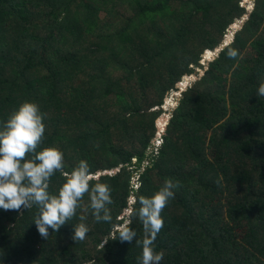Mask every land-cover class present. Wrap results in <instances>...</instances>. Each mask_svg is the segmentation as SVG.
Returning a JSON list of instances; mask_svg holds the SVG:
<instances>
[{
	"label": "trees",
	"instance_id": "16d2710c",
	"mask_svg": "<svg viewBox=\"0 0 264 264\" xmlns=\"http://www.w3.org/2000/svg\"><path fill=\"white\" fill-rule=\"evenodd\" d=\"M244 13L239 0H0V124L37 103V151L60 149L69 172L86 160L113 200L111 223L89 210L82 242L72 239L79 210L45 240L36 206L0 209V264H138L139 219L132 243L113 234L166 179L181 186L161 213L160 264H264V0L180 92L154 142L166 97ZM63 183L57 172L49 192Z\"/></svg>",
	"mask_w": 264,
	"mask_h": 264
},
{
	"label": "clouds",
	"instance_id": "9594fccd",
	"mask_svg": "<svg viewBox=\"0 0 264 264\" xmlns=\"http://www.w3.org/2000/svg\"><path fill=\"white\" fill-rule=\"evenodd\" d=\"M222 45L223 41L220 47ZM227 56L236 59L239 52L228 47ZM256 95L264 97V82L259 84ZM45 119L46 113L37 103L25 101L0 124V209L19 211L36 206L38 211L33 222L45 240L49 229L57 232L79 210L82 213L79 215L81 223L73 227L72 239L82 242L89 232L88 226L83 223L89 210L95 221L111 223L108 206L113 203L112 189L90 170L86 160H80L69 172L65 171L64 154L60 149L44 147L37 151L44 140ZM57 172L64 177V183L56 194H51L50 180ZM180 186L179 181L166 179L150 197L139 196L135 201L139 207H133L124 224L117 227L118 236L114 232L113 240L132 243L137 237L136 231L130 227L132 218L139 219L144 236L137 241L142 247V253L137 257L138 264H160L163 260L164 253L155 250V241L164 226L161 213L174 198V189ZM85 196L88 197L87 203ZM106 243L107 240L100 247L103 249Z\"/></svg>",
	"mask_w": 264,
	"mask_h": 264
},
{
	"label": "rangeland",
	"instance_id": "374dc122",
	"mask_svg": "<svg viewBox=\"0 0 264 264\" xmlns=\"http://www.w3.org/2000/svg\"><path fill=\"white\" fill-rule=\"evenodd\" d=\"M239 5L241 7H244L245 10H246V13L242 14V17H239L237 19H235L233 21V23L231 25H229V27L226 29L225 31V34L223 36V45L225 43H229L233 40V37H234V33L237 29L240 28L242 22L244 21V19H246L247 17V12L251 11L252 8H253V5H254V0H239ZM219 46V47H218ZM216 48L214 49H205V52L204 54L202 53V56L200 58V63L202 64L203 67H195V71L193 73H191L190 75H184L182 77V81H181V84L179 85L177 91H171L169 93V95L167 96L168 97V100H167V97L164 101V104L162 106V109H163V112L161 113L162 116H165V120L164 122L162 123H158L160 128L157 130V134H156V138L154 139V142L157 143V145H159V143L161 142L160 140V136L162 134V131L164 129V125L168 119V117L170 116V113H171V110L176 107L177 103H178V99L181 97L180 96V92L185 89L188 85H190L192 82H194L196 79H198L202 74H203V71L204 69H206L208 63L217 55L218 53V50L220 49V44L218 45ZM184 85V87H183ZM161 131V132H160ZM135 180H136V177H133L132 178V183L134 184L135 186ZM136 188V187H135ZM130 201H133V198L132 196L130 197ZM125 222V221H124Z\"/></svg>",
	"mask_w": 264,
	"mask_h": 264
},
{
	"label": "built area",
	"instance_id": "2783aa9c",
	"mask_svg": "<svg viewBox=\"0 0 264 264\" xmlns=\"http://www.w3.org/2000/svg\"><path fill=\"white\" fill-rule=\"evenodd\" d=\"M160 132H161V131H160ZM157 133H158V132H157ZM156 137H157V136H156ZM156 137H155V138H156ZM155 143H156V142H155ZM137 184H138V183H136L135 186H137Z\"/></svg>",
	"mask_w": 264,
	"mask_h": 264
},
{
	"label": "water",
	"instance_id": "95a60500",
	"mask_svg": "<svg viewBox=\"0 0 264 264\" xmlns=\"http://www.w3.org/2000/svg\"><path fill=\"white\" fill-rule=\"evenodd\" d=\"M161 118V117H160ZM112 171H117L116 169H113Z\"/></svg>",
	"mask_w": 264,
	"mask_h": 264
}]
</instances>
